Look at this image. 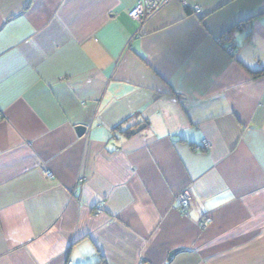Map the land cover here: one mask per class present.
I'll use <instances>...</instances> for the list:
<instances>
[{
  "label": "crops",
  "instance_id": "obj_1",
  "mask_svg": "<svg viewBox=\"0 0 264 264\" xmlns=\"http://www.w3.org/2000/svg\"><path fill=\"white\" fill-rule=\"evenodd\" d=\"M136 1L0 0V264H264V0Z\"/></svg>",
  "mask_w": 264,
  "mask_h": 264
},
{
  "label": "built area",
  "instance_id": "obj_2",
  "mask_svg": "<svg viewBox=\"0 0 264 264\" xmlns=\"http://www.w3.org/2000/svg\"><path fill=\"white\" fill-rule=\"evenodd\" d=\"M160 2L161 0H137L134 6L128 11V16L134 20L141 22L148 12H153L158 8ZM225 49L229 53H233L234 51V48L230 46L226 47ZM207 147L208 142L206 140H202L200 146H196L195 148L200 149ZM177 200L180 208L184 210L188 206L190 200V193L188 192V190L184 189L180 191L177 194Z\"/></svg>",
  "mask_w": 264,
  "mask_h": 264
},
{
  "label": "water",
  "instance_id": "obj_3",
  "mask_svg": "<svg viewBox=\"0 0 264 264\" xmlns=\"http://www.w3.org/2000/svg\"><path fill=\"white\" fill-rule=\"evenodd\" d=\"M145 124L141 123L139 125H137L136 127L132 128L130 131L131 133H136L139 132L140 130H142L144 128ZM77 133L80 135L85 131V127L84 126H78L76 128Z\"/></svg>",
  "mask_w": 264,
  "mask_h": 264
},
{
  "label": "trees",
  "instance_id": "obj_4",
  "mask_svg": "<svg viewBox=\"0 0 264 264\" xmlns=\"http://www.w3.org/2000/svg\"><path fill=\"white\" fill-rule=\"evenodd\" d=\"M185 10H186L187 12H189V8H188V7H186V6H185ZM230 47H232V46H230Z\"/></svg>",
  "mask_w": 264,
  "mask_h": 264
}]
</instances>
